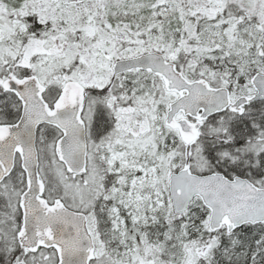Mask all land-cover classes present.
<instances>
[{
	"label": "snow or ice",
	"instance_id": "6c2138e0",
	"mask_svg": "<svg viewBox=\"0 0 264 264\" xmlns=\"http://www.w3.org/2000/svg\"><path fill=\"white\" fill-rule=\"evenodd\" d=\"M0 264H264V0H0Z\"/></svg>",
	"mask_w": 264,
	"mask_h": 264
}]
</instances>
